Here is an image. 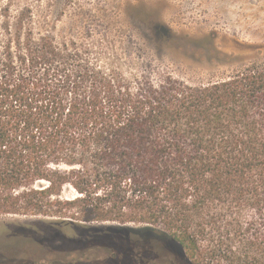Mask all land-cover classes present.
Segmentation results:
<instances>
[{"label": "trees", "instance_id": "obj_1", "mask_svg": "<svg viewBox=\"0 0 264 264\" xmlns=\"http://www.w3.org/2000/svg\"><path fill=\"white\" fill-rule=\"evenodd\" d=\"M27 11L0 1V216L134 225L136 264H264V57L191 83L149 69L196 39L163 20L135 52Z\"/></svg>", "mask_w": 264, "mask_h": 264}, {"label": "rangeland", "instance_id": "obj_2", "mask_svg": "<svg viewBox=\"0 0 264 264\" xmlns=\"http://www.w3.org/2000/svg\"><path fill=\"white\" fill-rule=\"evenodd\" d=\"M0 1L11 7L13 17L29 10L25 18L34 21L37 33L45 20L56 25L54 31L59 37L106 31L124 36L135 52H140V20H163L176 32L196 39L190 41L186 57L152 61L149 69L168 71L191 83L226 77L239 66L234 58L219 52L264 57V0ZM210 34L214 40L203 38ZM133 227L41 216H0V264H136L126 253L133 254L142 247L143 239ZM119 246L127 254L126 262L108 258L107 248Z\"/></svg>", "mask_w": 264, "mask_h": 264}]
</instances>
